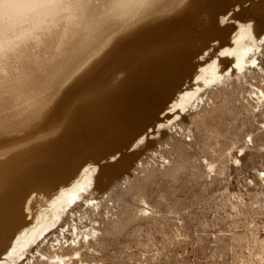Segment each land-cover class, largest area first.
Wrapping results in <instances>:
<instances>
[{"label":"bare ground","instance_id":"bare-ground-1","mask_svg":"<svg viewBox=\"0 0 264 264\" xmlns=\"http://www.w3.org/2000/svg\"><path fill=\"white\" fill-rule=\"evenodd\" d=\"M263 41L264 0H0V135L32 126L16 143H33L78 117L92 137L136 134L134 149L205 86L254 66ZM4 138L0 264H13L108 165L49 142L20 154Z\"/></svg>","mask_w":264,"mask_h":264},{"label":"rangeland","instance_id":"rangeland-1","mask_svg":"<svg viewBox=\"0 0 264 264\" xmlns=\"http://www.w3.org/2000/svg\"><path fill=\"white\" fill-rule=\"evenodd\" d=\"M256 52L140 142L128 173L110 175L116 162L96 172L13 264H264V41ZM25 126L0 138L34 154L32 141L16 143Z\"/></svg>","mask_w":264,"mask_h":264},{"label":"water","instance_id":"water-1","mask_svg":"<svg viewBox=\"0 0 264 264\" xmlns=\"http://www.w3.org/2000/svg\"><path fill=\"white\" fill-rule=\"evenodd\" d=\"M108 110L103 114H109ZM77 121L78 123H75L76 127L74 126L72 130H69L66 133L64 131L63 133L62 129L58 128L55 129V131L53 130V132H51L52 134H48L49 136L43 137L41 140L38 139L39 141L37 140L32 143V148H34L32 149L33 152H39L42 146L49 142L48 146H52L55 149H77L83 153L86 160L93 161L100 166L107 164L110 166V168H113V166L116 164V161H112L110 159L112 155H116V158H118L120 155H128V162L123 167L119 168V170L110 175L128 173L130 171L132 162L139 155V151L137 149L133 150L131 147L132 143L136 139V134H133V136L122 140H114L112 136H110V140H105V138L103 139L102 136L98 135L92 137L91 133L88 132L89 130H87L89 126L82 124L81 120L79 123L78 117Z\"/></svg>","mask_w":264,"mask_h":264},{"label":"snow or ice","instance_id":"snow-or-ice-1","mask_svg":"<svg viewBox=\"0 0 264 264\" xmlns=\"http://www.w3.org/2000/svg\"><path fill=\"white\" fill-rule=\"evenodd\" d=\"M249 139H251V137ZM3 162H4V158L2 155H0V165H2ZM0 187H2V182H0Z\"/></svg>","mask_w":264,"mask_h":264}]
</instances>
